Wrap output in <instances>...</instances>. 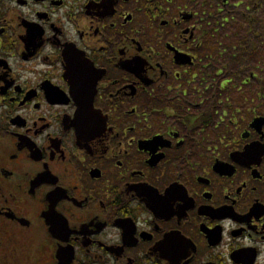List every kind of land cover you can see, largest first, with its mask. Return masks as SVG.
<instances>
[{"label": "flooded vegetation", "instance_id": "1", "mask_svg": "<svg viewBox=\"0 0 264 264\" xmlns=\"http://www.w3.org/2000/svg\"><path fill=\"white\" fill-rule=\"evenodd\" d=\"M256 6L0 0V264H264Z\"/></svg>", "mask_w": 264, "mask_h": 264}, {"label": "rangeland", "instance_id": "2", "mask_svg": "<svg viewBox=\"0 0 264 264\" xmlns=\"http://www.w3.org/2000/svg\"><path fill=\"white\" fill-rule=\"evenodd\" d=\"M261 12H262V14H261V16L259 18V21H261V23H260V30L262 32H264V3H263V8L261 9ZM257 27H259V26L257 25Z\"/></svg>", "mask_w": 264, "mask_h": 264}, {"label": "trees", "instance_id": "3", "mask_svg": "<svg viewBox=\"0 0 264 264\" xmlns=\"http://www.w3.org/2000/svg\"><path fill=\"white\" fill-rule=\"evenodd\" d=\"M261 0H256L257 6H256V12L255 15H257V21H258V16L261 15Z\"/></svg>", "mask_w": 264, "mask_h": 264}]
</instances>
